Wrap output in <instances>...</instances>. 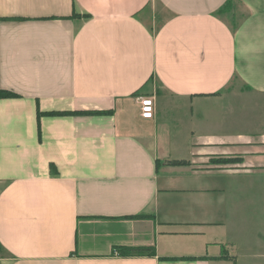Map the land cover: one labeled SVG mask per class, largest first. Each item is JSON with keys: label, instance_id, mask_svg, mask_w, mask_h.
I'll use <instances>...</instances> for the list:
<instances>
[{"label": "crops", "instance_id": "1", "mask_svg": "<svg viewBox=\"0 0 264 264\" xmlns=\"http://www.w3.org/2000/svg\"><path fill=\"white\" fill-rule=\"evenodd\" d=\"M0 89V264H264V0H0Z\"/></svg>", "mask_w": 264, "mask_h": 264}, {"label": "rangeland", "instance_id": "2", "mask_svg": "<svg viewBox=\"0 0 264 264\" xmlns=\"http://www.w3.org/2000/svg\"><path fill=\"white\" fill-rule=\"evenodd\" d=\"M257 103L258 106L252 112H255L260 125L264 124V100L258 99ZM261 159L264 160V157ZM256 167L250 171L254 172L251 176H242L229 183L227 179L218 182V185L225 183L229 188L227 204L233 218L228 225V233L235 237H264V171H257L261 168Z\"/></svg>", "mask_w": 264, "mask_h": 264}, {"label": "trees", "instance_id": "3", "mask_svg": "<svg viewBox=\"0 0 264 264\" xmlns=\"http://www.w3.org/2000/svg\"><path fill=\"white\" fill-rule=\"evenodd\" d=\"M17 94L8 91V90H3L0 89V98H5V97H15ZM111 113V110H53V111H40L37 109V117L40 115H69V114H76V115H94V114H108ZM40 133V128L38 124V135ZM174 163L180 164L184 163V161H173ZM52 164H50V167L52 168ZM136 216H141V214H138ZM153 249V248H152ZM152 249L148 247H122L120 248L121 253H141L145 251H152Z\"/></svg>", "mask_w": 264, "mask_h": 264}, {"label": "built area", "instance_id": "4", "mask_svg": "<svg viewBox=\"0 0 264 264\" xmlns=\"http://www.w3.org/2000/svg\"><path fill=\"white\" fill-rule=\"evenodd\" d=\"M139 103L140 116L149 119L153 116V96L141 95L137 97Z\"/></svg>", "mask_w": 264, "mask_h": 264}]
</instances>
